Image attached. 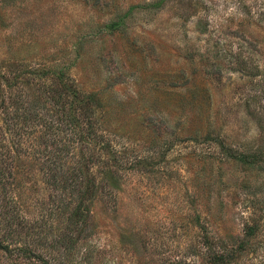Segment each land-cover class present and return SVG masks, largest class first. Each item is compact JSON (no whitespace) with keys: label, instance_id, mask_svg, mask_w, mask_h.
<instances>
[{"label":"rangeland","instance_id":"1","mask_svg":"<svg viewBox=\"0 0 264 264\" xmlns=\"http://www.w3.org/2000/svg\"><path fill=\"white\" fill-rule=\"evenodd\" d=\"M253 224L264 264V0H0V264H209Z\"/></svg>","mask_w":264,"mask_h":264},{"label":"trees","instance_id":"2","mask_svg":"<svg viewBox=\"0 0 264 264\" xmlns=\"http://www.w3.org/2000/svg\"><path fill=\"white\" fill-rule=\"evenodd\" d=\"M162 3L163 2L156 3L153 7L159 8ZM118 27L119 23L117 22L110 26L111 30H116ZM66 90L68 97H70V123L76 131L79 130V132H75L72 149L74 152L77 150L81 152L89 151L90 156H92V147L96 146L93 142L101 137L97 132V123L94 120L95 112L99 109L100 104L96 96L83 94L77 89L75 84H72V86L67 85ZM83 126H85L87 130H85ZM80 130L85 132L83 133ZM101 131L104 133L103 130ZM68 186L72 187L73 195H75L76 192L81 195L76 207L75 216L83 213L84 208L90 210V204L98 191L96 177L92 172V165L84 163L82 167L75 168ZM257 232V225L253 224V226H247L245 235L235 242H226L219 238L212 239V241L204 240L201 244L204 252L202 256L208 259L209 264H255L253 258L256 259L254 255L257 249H255L251 240L257 235Z\"/></svg>","mask_w":264,"mask_h":264}]
</instances>
